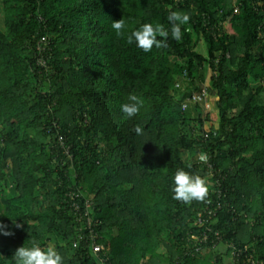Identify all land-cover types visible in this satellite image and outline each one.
I'll list each match as a JSON object with an SVG mask.
<instances>
[{"label":"trees","instance_id":"obj_1","mask_svg":"<svg viewBox=\"0 0 264 264\" xmlns=\"http://www.w3.org/2000/svg\"><path fill=\"white\" fill-rule=\"evenodd\" d=\"M176 10L190 15L182 40L150 52L111 27L170 28ZM0 11V223L14 233L0 234V264L49 239L63 264H264V0H0ZM203 87L211 106L192 98ZM129 95L143 100L131 118ZM178 169L206 179V201L173 199ZM206 204L216 213L196 224Z\"/></svg>","mask_w":264,"mask_h":264},{"label":"clouds","instance_id":"obj_2","mask_svg":"<svg viewBox=\"0 0 264 264\" xmlns=\"http://www.w3.org/2000/svg\"><path fill=\"white\" fill-rule=\"evenodd\" d=\"M189 20L190 15L188 13L176 10L169 11L167 15L170 28H166L162 24L143 23L138 29L126 35L127 25L123 18L112 21L111 27L117 37L126 39L127 44L135 43L144 52H150L153 47L166 46L169 37L177 42L181 41L183 38L182 26L186 25ZM128 100L129 102L121 104L120 107L125 116L131 118L139 113L143 100L136 95H129ZM134 131L140 134L142 130L136 127ZM199 159L203 162L206 158L201 155ZM173 180V199L186 205L191 204L193 201L204 202L207 200L209 185L205 178L178 169ZM13 223H15L14 220ZM15 227L20 228L21 225L15 223ZM6 229L7 225L0 223V234L4 236L14 234ZM12 256L14 264H63V258L55 247L49 246L45 249L36 243H33L31 247H25L24 245L18 247Z\"/></svg>","mask_w":264,"mask_h":264},{"label":"built area","instance_id":"obj_3","mask_svg":"<svg viewBox=\"0 0 264 264\" xmlns=\"http://www.w3.org/2000/svg\"><path fill=\"white\" fill-rule=\"evenodd\" d=\"M42 41H44V40L42 39ZM178 84H179V82L177 81L176 85H178ZM206 95H207V93H206L205 87H203L202 90H201V93L193 94L192 98L195 99V98H200L201 96H203L206 99ZM73 205H74L73 206L74 208L78 207L76 202H73ZM215 213H216V207L212 208L209 204H206L202 211H198L197 212V217L195 219V223L196 224L197 223L198 224L203 223V222L207 221L209 218H212V216H214ZM87 223L89 224V222H87ZM206 229L209 230L210 226H206ZM90 231L93 232V235L95 234L94 231H92V230H90ZM216 234H217V232H216ZM189 236H190V238L198 239L199 241H201V240L205 241L208 238L206 230L202 231L201 238L195 232H191ZM91 244H92V249L95 252L100 250L101 247H102V245L99 242H96L94 240L92 241ZM247 258L253 264L259 263V260L255 259V258H251L250 256H248ZM261 263H262V261H261Z\"/></svg>","mask_w":264,"mask_h":264},{"label":"rangeland","instance_id":"obj_4","mask_svg":"<svg viewBox=\"0 0 264 264\" xmlns=\"http://www.w3.org/2000/svg\"><path fill=\"white\" fill-rule=\"evenodd\" d=\"M0 24H1V11H0ZM196 48H197V50H199L201 52H205L204 42L200 40ZM214 99H215V97H213L211 95H206V100L209 101L208 102L209 104L213 103ZM210 106H211V104H210ZM53 242H54L53 239H49L48 247L53 246Z\"/></svg>","mask_w":264,"mask_h":264}]
</instances>
